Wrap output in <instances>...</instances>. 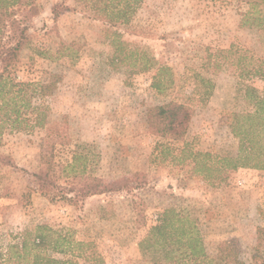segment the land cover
Returning a JSON list of instances; mask_svg holds the SVG:
<instances>
[{"label":"rangeland","instance_id":"374dc122","mask_svg":"<svg viewBox=\"0 0 264 264\" xmlns=\"http://www.w3.org/2000/svg\"><path fill=\"white\" fill-rule=\"evenodd\" d=\"M33 1L39 14L29 22L32 42L8 72L33 84L25 95L30 107H21L26 121L0 135V152L14 163H0V264H32L37 252L66 264H153L139 242L167 208L196 220L210 254L234 239L250 262L264 242V169L239 167L212 182L193 166L237 152L230 116L256 106L239 91L241 82L264 95V78L242 79L237 71L239 54L248 55V65L249 56L257 61L264 54V31L245 21L252 0H142L129 22L113 26L76 0ZM62 3L77 10L55 19L52 8ZM119 39L155 64L138 70L130 59L112 60L124 57L114 43ZM62 40L73 43L72 57L55 58ZM161 66L168 70L157 75ZM197 74L216 84L205 103L193 94ZM53 80V93L41 96L37 84ZM189 96L195 112L183 140L151 132V106ZM48 137L55 142L56 191H67L73 181L66 166L75 152L87 155L88 174L125 179L128 187L76 204L53 199L36 176ZM38 227L51 244L31 249ZM259 251L264 257V248Z\"/></svg>","mask_w":264,"mask_h":264},{"label":"trees","instance_id":"16d2710c","mask_svg":"<svg viewBox=\"0 0 264 264\" xmlns=\"http://www.w3.org/2000/svg\"><path fill=\"white\" fill-rule=\"evenodd\" d=\"M76 1L94 11L97 18L112 26L129 22L142 2V0ZM250 3V10L245 14V21L260 31H264V0H252ZM67 10L76 11L77 6L72 7L62 3L55 4L52 8L55 19ZM38 14L39 8L33 0H0V135L5 127L9 125L19 127L23 121H26L23 118L21 107L26 109L30 107V102L25 95L27 87L33 84L17 82L9 73L13 70L22 50L32 42L29 22ZM114 43L116 50L125 54L124 57L115 55L112 60L118 58L122 62L124 59H130V62L137 65L138 70L149 69L155 64L153 57H147L138 49L128 51L124 41L119 39L114 40ZM233 47L228 50L230 54L235 53ZM34 50L38 55H47V51L43 48ZM74 53L76 52L73 43L62 40L54 55L55 58L66 55L72 57ZM255 57V55L249 56L250 65L243 64V60H247L248 55L239 54L236 58L237 71L242 79L264 78V54L258 56L257 61H254ZM167 70V67L161 66L158 68L157 75ZM196 78L197 86L193 94H199L200 101L205 103L213 94L216 84L212 79L200 74H197ZM37 85L39 94L47 96L53 93L56 82L53 80ZM153 86L160 89L157 82H154ZM242 90L245 95L255 100L256 106L254 110L230 116L231 130L239 143L237 152L217 157L216 162L210 163V160L206 159L197 160L193 166L194 173L204 175L209 181H225L228 172L239 167L264 169V95L247 82H241L239 91ZM191 99L192 97L189 96L186 101L172 99L163 104L151 106L147 115L151 132L174 140H183L195 112L193 104L189 102ZM49 132L52 133L51 129ZM54 146L55 142L51 137L45 139L41 152L42 166L36 174L39 182L46 187L53 199L60 197L76 204L89 196L128 187L125 179L106 182L98 176L88 174L87 155L75 152L72 163L66 166L74 173L73 181L67 191H56L60 185L56 174L57 163L52 151ZM0 163L14 164L9 155L1 152ZM139 215L141 216L142 213ZM36 230L37 234L33 238L31 249H44L51 244L48 235L41 232V227ZM59 240L60 238L55 241V247L59 245ZM21 246L23 251H27L26 240ZM139 246L144 257H150L153 264H264V257L259 251L261 247L264 248L262 241L257 244L256 252L252 254L250 262L241 257V249L234 239L220 242L216 253L210 254L196 220L190 214L178 212L174 208L164 209L159 214L156 223L150 227L146 236L139 242ZM67 262L46 255L41 256L38 252L31 261L32 264H66Z\"/></svg>","mask_w":264,"mask_h":264}]
</instances>
